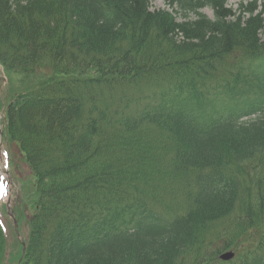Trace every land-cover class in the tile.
<instances>
[{
  "label": "trees",
  "instance_id": "trees-1",
  "mask_svg": "<svg viewBox=\"0 0 264 264\" xmlns=\"http://www.w3.org/2000/svg\"><path fill=\"white\" fill-rule=\"evenodd\" d=\"M162 1L0 0L3 70L48 73L4 112L16 264H264V0Z\"/></svg>",
  "mask_w": 264,
  "mask_h": 264
},
{
  "label": "rangeland",
  "instance_id": "rangeland-1",
  "mask_svg": "<svg viewBox=\"0 0 264 264\" xmlns=\"http://www.w3.org/2000/svg\"><path fill=\"white\" fill-rule=\"evenodd\" d=\"M244 0H229L228 5L233 9L237 8L238 3ZM152 9H165L162 0H152ZM205 13L211 17V11L205 10ZM45 76V77H44ZM48 73L37 72L34 75H23L16 73H3L0 67V121L3 119L2 109L15 95L26 93L28 90L34 89L41 80L45 79ZM6 146V148L4 147ZM6 158L10 160V168L7 171ZM5 174V175H4ZM9 174V176H8ZM10 177V178H9ZM8 181L6 187L8 199L0 203V214L3 218V224L7 232V239L9 242V256L11 257L8 264H15L19 253L20 247L17 241L15 231L11 228L12 221L6 216L7 211L4 207L10 208L8 211L13 212L16 210L19 221L16 222V230L20 233L19 242L23 241V237L27 233L26 221L33 214L34 206V178L28 167L26 166L23 156L18 147L11 143L9 145L3 140L0 141V198L5 192V181ZM22 203H19L20 199ZM178 194H181L180 192ZM5 196V195H3ZM15 200V201H14ZM14 201V202H13Z\"/></svg>",
  "mask_w": 264,
  "mask_h": 264
},
{
  "label": "water",
  "instance_id": "water-1",
  "mask_svg": "<svg viewBox=\"0 0 264 264\" xmlns=\"http://www.w3.org/2000/svg\"><path fill=\"white\" fill-rule=\"evenodd\" d=\"M234 254L233 253H225L223 255L220 256V259L223 261H229L233 258Z\"/></svg>",
  "mask_w": 264,
  "mask_h": 264
}]
</instances>
